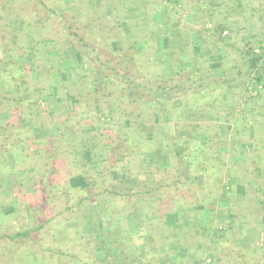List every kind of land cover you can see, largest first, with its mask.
Here are the masks:
<instances>
[{
  "label": "trees",
  "instance_id": "1",
  "mask_svg": "<svg viewBox=\"0 0 264 264\" xmlns=\"http://www.w3.org/2000/svg\"><path fill=\"white\" fill-rule=\"evenodd\" d=\"M22 1L8 0V11L6 7L1 10L2 14L0 15V19L7 15L8 19L16 17L19 24V27L15 29L14 20H8V51L4 48V61L0 59V112L4 108L7 109L8 104L13 105H8V109L5 111L8 112L11 119L5 120L3 123L0 122V175L14 177L13 182L10 183V195L14 197L19 206L17 211L19 213L14 210L16 215L13 220L15 222H0V264H36L35 262L37 264H110L108 258L111 255H105V252L108 251L107 246L113 247L110 249H113L112 253L118 250L121 256H124L122 258L124 262L129 260V256L123 254L126 240H128V236H125L123 232L126 233L127 230L119 227V231L116 233L111 231L110 234L117 235L118 239L113 237L114 239L111 241L102 240L107 245L106 247L101 240L97 241L96 237L92 239L85 237L86 229L87 227L89 229L91 225L90 221L87 222L83 217L85 214L92 213L90 203L82 204L72 216L84 226L82 230L67 229L66 221L71 220L68 217L59 215L57 218L55 216L52 218L53 221L64 226L66 232L72 231L73 237L77 235L75 238L78 239L76 245L80 247V250L77 251L79 253L71 249L72 246L69 245L75 241H72L73 237L68 235L65 237L63 230L56 235L51 234L54 226L49 219H43V216H40L37 223H32L26 214L28 210L36 207L34 205L37 204V201L41 208L45 207L43 210L45 213L49 210L54 212L51 204H64V200L59 198L53 200L55 197L52 196L55 184L60 187L63 183H57V177L55 178V175L52 174L47 175L44 180L42 172L47 173L52 169H56L60 173L63 172L69 163L63 155L69 154L68 151L70 156L86 157L87 155L89 160H93L94 155L90 146L92 143L87 141L83 135L76 133L79 139L84 140V147L76 149L73 151L74 153L69 150L70 144L65 137L76 132L74 124L78 123V119L87 113L106 112L111 115L115 110L117 116L122 117L123 121L119 122L121 125L116 135L108 137V142L115 143L114 146L111 148L109 145L104 149L106 157L112 156V158L109 162L102 164L103 166L96 172L94 171L95 173H91L92 176H87L84 173L82 179L87 186L95 187L97 185L101 188L96 195L100 198L96 203L97 207L99 205L103 207L104 199L113 198L114 201L124 199L125 205L137 211V216L142 210L147 221H151L150 217L154 216L156 222L154 228L162 226V237L156 236V241L159 240L161 248L156 251L152 245L147 246V251L143 254L139 264H178L174 259L175 256L167 260H160V262L155 261L163 248L177 251L176 255L178 256H182L181 253L192 256L184 258L183 263L180 264H199L198 259L204 253L206 254L209 248L222 252L223 259L229 258L231 264H264V233L262 245L255 246L251 251L252 256H257L252 262L246 252L249 246L243 241L245 237H255L258 232L254 228L257 224L255 215L256 217L264 215V144L262 147H256L252 158L238 159L236 150L240 139L237 140L236 131L235 135L233 132L231 133L230 138L226 134L233 130V127H227V133L221 137L217 123L220 112H225L226 118H235V126L244 129L242 134L246 137L247 129L252 130L255 135H261L259 127H256L255 123L260 124L262 117L258 114L257 118L259 119H253L255 117H251V113L242 115L238 106L231 107L227 97L228 92L221 93L219 97L215 90L217 87L223 88L222 86L225 84L223 80L210 82L207 87L210 92L209 90L205 91L204 96L193 95V86L199 79L201 68L206 72L208 69L205 65H201L190 76L182 77L181 74L184 70L178 67L179 64L176 61L173 62L170 59L169 50L175 55H179V51L185 53V50L189 55L192 51V45L187 44L188 38L184 39L180 34L181 31L178 30L179 24L170 22L167 17L161 24L153 25L154 22L160 21L157 18H151L149 7H146L148 2H144V10H142L143 7H140V10L137 6L128 3L125 7L119 6L120 0L117 2L96 0V5H100V8L96 9L89 7L88 2H82L83 5H87L85 7L87 12L80 13L85 20V25H80L75 21L77 15L73 11H67L63 6L65 0L56 4L59 9L46 11V15L44 12L38 13L37 6H35L36 12L33 9V4L28 3L30 8L28 16L26 15L27 18L16 16L18 11H22V8L14 6H18ZM36 1L38 6L45 7L44 0ZM106 3L110 5L111 17L117 22V28L113 26V30L116 28L117 30L114 31L119 32L118 27L121 25L125 27L124 35L122 34V37H116L111 41L112 50H106L98 45L92 35L90 38L85 36V30L91 31L95 23L98 24L99 40H104L105 34L111 32L112 27L108 29L107 19L109 17L101 18L104 17L102 10L105 9ZM20 4L23 5V3ZM191 7L194 6L191 5ZM199 8L206 10L210 19L209 24H212L210 25L217 34L218 40L227 44L230 38H242L243 31L245 35L249 25L254 22L261 28L264 27V2L255 9L251 0H204ZM36 13L45 21L53 17L59 32L66 37L76 38L82 47L89 50L92 60L87 59L71 39L68 40L69 47L66 51L48 46L45 43L48 39L43 38L42 23L35 17ZM221 15L223 18H217ZM207 28L210 27L204 24L196 29L197 42L199 39L201 43L204 41L202 34L203 31L208 30ZM37 29L40 30L39 34H36ZM224 29H228L230 32L227 37H222ZM25 34L28 40L26 45L24 43ZM36 35L42 38L37 40ZM164 36L167 40L169 39L167 47L162 45ZM173 38H176L175 42L182 38L184 45L175 49L172 45ZM257 43L258 47H264V40ZM245 45H249V43L245 42ZM100 47L105 54L101 55ZM28 54L33 57L34 68L30 66L29 58H26ZM243 55L248 57V64L252 69L260 63V57L253 54V49H248L247 53L243 52ZM72 56H77L81 61L86 62L89 68L76 72L78 84L71 81L65 82L73 86L69 94L67 91H61V87L65 83L61 84L60 74H63L64 68L60 64ZM260 66L262 67L256 72L259 82L262 81L261 75L264 73V65ZM56 75L61 87L54 90L57 96L54 98L50 93V88L53 86V79ZM6 77L8 86L14 89V93L7 91V85L4 83ZM215 78L220 79L221 77ZM30 85L33 86L32 90H30ZM159 91L162 92V95H166V92H173V96H157L156 93ZM29 98L35 100L29 101ZM183 98L186 100H182ZM41 99H44L43 105L40 103ZM32 108H35V111ZM55 116L57 120L54 119ZM247 118L254 120L252 125H247L245 122ZM39 119L41 120L40 128L43 131H49L51 126L60 131L58 136L48 143V146L45 142L41 143L44 144L45 149L36 147V150L33 151V147L29 146L36 137L34 138V134L27 131L36 125L39 127L37 121ZM253 122H255L254 125ZM171 126H173L174 132H172ZM153 128L160 133L153 132ZM19 130H26V133L20 134ZM183 130L187 133L183 134ZM202 135L209 136L205 147L193 139V136L201 137ZM226 145L229 146V150L221 151L220 148ZM146 147H155V149L147 150ZM110 150H113L111 156ZM9 157L13 160L11 164L8 163ZM225 157L236 159L229 160L230 162L227 161L218 167L220 163L224 162ZM28 160L36 162L32 163L31 161L30 163ZM208 160L210 169L203 166L204 162ZM125 163L130 172L125 170ZM84 166L79 168H84ZM185 167L195 170L187 175L183 170ZM220 171L221 175L222 173L227 174L237 185H242L244 193L237 192V185L231 184L232 186L224 190L218 197L227 199L232 196L227 200H234V203L240 200L245 203L250 202V206L246 209H240L239 206L238 208L230 207V212L236 214V219L234 218L233 224L227 230L211 227L210 220L201 224L200 216L195 217L203 213L202 210L206 206L213 207L216 204L217 196H213L216 184L212 181L219 178ZM32 173H35V177ZM216 173L217 175H215ZM200 179L204 180L202 185H200ZM4 180L0 179V193H2ZM26 182L32 184L34 192H25L24 184ZM115 186L119 189H114ZM252 186L257 188L252 189ZM92 197L90 196V198ZM68 210L72 212V209ZM30 212L38 214L41 211ZM123 212L127 213L129 209L120 211L121 214ZM246 213L249 214L248 219ZM10 218L11 216H8V219ZM190 221L194 222L193 229L195 231L189 229ZM203 226H206L204 228L207 229L205 234L201 233ZM226 231L233 232L240 240L234 242L235 244L228 242L229 239L223 236V234L226 235ZM215 240L218 243L215 244ZM158 243L157 246H159ZM203 246H206L207 250H203ZM259 250L262 252L260 257L257 253ZM86 251L87 253H84ZM207 256L211 260L214 259L212 251ZM32 260L34 262H31Z\"/></svg>",
  "mask_w": 264,
  "mask_h": 264
},
{
  "label": "rangeland",
  "instance_id": "2",
  "mask_svg": "<svg viewBox=\"0 0 264 264\" xmlns=\"http://www.w3.org/2000/svg\"><path fill=\"white\" fill-rule=\"evenodd\" d=\"M95 1L96 0H65V3H63V6L67 9V11H70V12L73 11V13L77 15V17L75 18L76 24L79 22L80 25H85V20L81 16L82 11H84V13L87 12V9H85L87 5L93 9L100 8V5L98 4L96 5ZM114 1L117 2L119 0H114ZM203 1L204 0H129L126 2V0H120L118 5L119 6L122 5L125 7V5L128 3V4H131L132 6L135 5L138 8L140 7L142 8L144 6L143 5L144 2L145 3L148 2L146 7L147 6L149 7L148 10H150L149 12L150 14H152L151 18L153 19L157 18L158 21H160V22H154L153 25L157 26L161 24L163 20L167 17H169L168 19L170 20V22L179 24L178 30L181 31L180 34L181 36L183 35L182 37L184 39L188 38L187 44L192 45V47L190 46L192 48V51L189 55L186 50H185V53H181V51H179L180 52L179 55H175L174 52L169 50L170 59L173 62L176 61V63L179 64L178 67L184 70L181 74L182 77L190 76L193 73V71L198 69L199 66L201 65H205L206 68L208 69L206 72L205 70L202 71L203 68H201V73H199L200 74L199 79L195 82L193 86V91H192L193 95H195L196 97H200V96L202 97L204 96L203 93L205 91L209 90L210 92V89L207 88L210 82L214 80H223L225 82L224 86H222L223 88L217 87L215 90V92L218 93L217 95L219 97L221 96V93L223 94L224 92H228L227 97L230 100V103H231L230 106L231 107L238 106V108L241 109L242 111L241 112L242 115L246 113H251L252 114L251 117L253 116L255 117L253 119H259L257 118V115L258 114L261 115L262 118L260 120V124H256L255 122H253V125L255 123L256 127H259L258 128L259 134L261 135H258V134L255 135L254 133H252V130L247 129L248 133L246 137L243 136L242 134L244 129L237 128L235 126L234 117L226 118L225 112H220L218 116L217 123L219 125V135L222 137L223 135L227 133V130H226L227 127H233V130H230L229 133H227L226 135H228V137L230 136L231 138V133L233 132L234 134V132L236 131V134L238 135L237 140L240 139V141L238 140L239 143L237 146L238 148L236 150L237 155H238L237 158L241 160L242 159L246 160V158L248 157L252 158L253 154L256 151V147H262V145L264 144V73L261 75V79H262L261 82L257 80V75H256V72H258L260 67H262L260 65H264V54H262L264 47L263 48L258 47V43H257L260 40H264V27L261 28L260 26H258V24L254 22L249 25L248 32H246L245 35L243 31V35L241 36L242 38H238V39L230 38L227 44L223 42L222 40H218V38L216 37L217 34L214 32V29H212V26H211L212 24L211 23H210L211 25L209 24L210 19L208 18L209 16L206 13V10L199 8V5L203 4ZM36 2H37L36 0H23L22 2H20V3H23V5H21L20 3H19L20 5L18 4V6L15 5L14 7L16 8H20V9L22 8V11L21 12L18 11L16 16L20 15V17L27 18L26 15L28 16L29 8H30V4L28 3L33 4V9L36 12L37 10L35 6L39 8L38 13L44 12V14L46 15V11L48 12L55 8L59 9V6H56V4L58 2L62 3V0H44V5H45L44 8H42V6H38ZM82 2L83 3L88 2V4L83 5ZM262 2H264V0H251V4L255 6V9L258 8L259 5L262 4ZM79 3L81 4L79 5ZM191 5H193L194 7H191ZM7 6H8V0H0V15L2 14L1 10L5 9ZM80 6H82V8H80ZM104 7L105 9L102 10V15L104 17H101V18L107 19V17H109L107 19L108 25H109L108 29L112 27V29L110 30L111 32L105 34L106 37L104 40H99L98 37L100 35L97 32L98 24L95 23L93 24V28L91 31L87 29L85 30L86 31L85 36H88V38H90V36L92 35V38L97 41L98 45H100L101 47H104L106 50H110L111 48H113L111 41L116 37H122L124 35L125 27L123 25L118 27V31L121 34L117 31H114V30H117L116 29L117 22H115L110 15V9H109L110 5L106 3ZM6 10L8 11V7ZM31 10H32V7H31ZM142 10H144V7L142 8ZM38 13H36L35 17L41 20L40 21L42 23L41 27H43L41 32L43 33V38L48 39V41L45 42L47 43L48 46H52L51 48L53 49L58 48L63 51H66L67 48L69 47L68 40L71 39V41L75 44V46H77L81 50L83 55L87 57V59L92 60L89 50L85 47H82V45L78 42L76 38L66 37L65 35H62L59 32L58 26L53 17H50V19L48 18V20L45 21V19L43 20V18L39 16ZM219 17L223 18L222 15L217 16V18ZM9 19H8V15L4 17L3 19H0V56H1L0 59H3V61H4V55H3L4 48L6 51H8L7 45H8V35H9V30H8V20ZM10 20H14L15 29L19 27L18 20H16V17H11ZM204 24H206V26L210 28H207L208 30L206 32L203 31L202 35L204 36V41L201 43V40L199 39V41L197 42L198 39H197V35L195 31L196 29L200 28L201 25L203 26ZM32 26H34V23H32ZM113 26H116L114 30H113ZM228 32H229L228 29H224L222 32V37H227L230 34V32L229 33ZM37 33L39 34L40 30L37 29L36 34ZM25 38H26V34L24 36V43L26 45V42L28 40L27 38L26 39ZM41 38L42 37L37 36V40L38 39L40 40ZM174 39L176 38L172 39L173 40L172 45L173 47H175V49H178V47L182 46V44L184 45V43L182 42V38L176 40V42ZM168 40L166 36L162 38L163 47L168 46L169 44ZM5 42L6 44L4 45ZM245 42H248L249 45H245ZM87 44L89 45V42H87ZM110 44H111V47H110ZM248 49H251V50L253 49V54L260 57V63L254 69H252L250 65L248 64V57L243 55V52L247 53ZM255 49H260L259 50L260 53H255L254 52ZM1 51H2V54H1ZM102 53L105 54L101 48V55ZM30 55L31 54H28L26 58H29V60L28 59L27 60L29 61L30 66L34 68L35 67L33 63L34 60H33V57ZM6 58L8 59V57ZM60 65L62 68H64L63 74H60L61 84L65 83L66 81H71V82H75L76 84H78V80L76 79V72H80L82 70L89 68L88 64L84 61H81L77 56L70 57L69 59L63 61ZM215 77H221V78L223 77V79L221 78L216 79ZM58 80L59 79L57 78V75H56L53 79V86L52 88H50V91H51L50 93L53 95L54 98L57 97L56 93H54V90L58 87L60 89L61 87V84H59ZM4 83L7 85L6 87L7 91H9V93H14V89L11 86H8L7 77L5 78ZM61 88H62L61 91H67L70 94L71 90L73 89V86L65 83L62 85ZM32 89H33V86L30 85V90ZM161 93L162 92L159 91L156 93V95L160 97H172L173 96V92H166L165 93L166 95L164 94L162 95ZM29 99H30L29 101L35 100V99L32 100L31 98ZM182 100H186V99L183 98ZM40 101H41L40 102L41 105L45 103L44 99L43 100L41 99ZM192 102L195 103L194 100H192ZM186 104H189V102H186ZM8 105H12V104H8ZM8 105H7V109H8ZM253 108H256V109H253ZM7 109L4 108V110L0 112V122L1 123H3L5 120L11 119L10 115H8V112H5ZM32 109L33 111H35V108H32ZM54 119L57 120V117ZM37 121H38L39 127H37L38 125H36V126H33L29 131H27L28 133L29 132L31 134L33 133L34 138L36 137L34 141L30 143L31 146H29V147H33L32 148L33 151L36 150V147L45 149L46 147L44 148V144H41V143L45 142L46 146H48V143H50L51 140L56 138L60 131L58 128L57 129L52 128L53 126H51L50 130L45 132L40 128L41 120L39 119ZM122 121H123L122 117L117 116L116 110L111 115L107 114L106 112L101 113V114L100 113L99 114L87 113L82 118L80 117L77 121L78 123L74 124L76 125L75 127L76 132H74L75 134L70 133V135L65 137V139L67 138L68 143L70 144L69 150L72 151V153H74L73 151H76V149L79 150L80 148H82V146L84 147V143H83L84 140L78 138V135H83L87 139V141L92 143L90 144V146L93 151L92 153L94 155L93 160L91 159L89 160V157L87 155L86 157H79V156L74 157L73 155L70 156L69 151H68L69 154H64L63 156H65V159L68 160L69 163H67L63 172L60 173L56 169H52L47 173L42 172V176H43L42 178L44 180L46 179L47 175L50 176L52 174V175H55V178L57 177V181H56L57 183H63L62 186L60 187L57 184H55L54 186L55 190L54 192H52V196L53 198L55 197L53 200L57 198L64 200V204H55V205L51 204V207H53L54 212L49 210L45 213L43 211L45 207L41 208L39 206L40 204H38L39 201H37V204L34 205L36 207L28 210L27 211L28 213L26 212V214H27L29 221L32 223L33 222L37 223L39 219L38 217L40 216H43L42 217L43 219L45 218L49 219V221H51L52 225L54 226L51 231V234L56 235L58 232L63 230V232L65 233L64 235L65 237L66 235H68L69 237L72 238L73 237L72 231H67L68 232L67 233L66 230H64V226L59 225L57 221H53L52 218L54 216L57 218L59 217V215L64 216L65 218L68 217L71 220L66 221V224L63 223L65 224V227H67V229H74V230L76 229L77 231H79V229L82 230L84 226L81 225V222L79 220H76V218L74 219L72 216L74 215V211H76L82 204L90 203L92 205V209H91L92 213L85 214V216L83 217L87 220V222L90 221V225H91L89 229L87 227L86 232H85V235H86L85 237L88 239H92L96 237L97 241L99 240L111 241L114 238L118 239L117 235L110 234L111 231H113V233H116L117 231H119L118 228L121 227L122 229L128 231L126 233L125 231L123 232L125 236H128L127 237L128 240H126V247L124 248L125 252L123 254H125L126 256L128 255L129 260H126V262H124L122 259L124 256L123 255L121 256V253L118 250L113 251L112 253L111 251L113 249L112 250L110 249L113 247L107 246L105 242L102 241L105 247L107 246L106 249H108V251L106 250L107 252H105V255L108 254L112 256V258L111 256H109L108 258V260L111 262L110 264H139L140 259L144 256L143 254L146 253L147 251L146 249L147 246L152 245V248H154L156 251H158V249L161 248V243H158L159 240L156 241L157 240L156 236L160 235V237H162V234H163L162 226H160V228H157V227L154 228V225H156L154 216L150 217L151 221H147V218H144L145 215H144V212H142V210L140 212V215L137 216V211L125 205L126 201L124 199L120 201L119 200L114 201L112 200L113 198H110V200L104 199L103 201L104 203L102 202L103 207L100 205L97 207L96 203L98 200H100V198L96 197V195L98 194V191L101 188L97 185H95V187L87 186L83 183V179H82V177H84V173L87 176L89 175L92 176L91 173L92 174L95 173L97 169H100L101 166H103L102 164L107 163L111 160L112 158L111 153L113 152V150L112 151L110 150L111 152H109V154L111 157L108 158V156L106 157L104 149L106 146H109V145H111V148L114 146L115 143L110 144L108 142V137L110 135L112 136L116 135L121 125L119 122H122ZM252 121H254L252 120V118H247L245 120L248 126L252 125ZM188 124L190 125V122H188ZM171 130L172 132H174L173 126H171ZM25 131L19 130V133L20 134L26 133ZM153 132H159V131H156L153 128ZM182 133L186 134L187 132L183 130ZM193 139L199 141L200 145L205 147V142L209 139V136L207 135H202L201 137L193 136ZM244 139L246 140L242 141ZM146 149L147 150L155 149V147H146ZM220 150L221 151L229 150V146L226 145L220 148ZM235 159L236 158H233V157L231 159L230 157L228 158L225 157L224 162L220 163L218 167H221L225 162L229 160L234 161ZM31 161L32 163L36 162L35 160H28V162L30 163ZM208 162L210 161L208 160L204 162L203 166H206L204 168H207V169L209 168ZM8 163L10 164L13 163V160L10 157L8 159ZM82 165H85L84 168H79ZM124 167L127 172H130L128 171V165H126V163L124 164ZM183 170H184V173L188 175V173H191V172L193 173L195 169L191 167H185ZM263 174H264V170H263ZM32 175H34L35 177V173H32ZM215 175H217V173ZM114 177H115V174H114ZM0 179H5L2 185V193H0L1 195L0 196V222H4V221L13 222L15 220L14 216L16 215L14 210H16L17 212L19 209V206L16 200L14 199L12 195H10V189H11L10 183L13 182L14 177L8 176V175L7 176L0 175ZM203 181H204L203 179H200V185L204 183ZM212 182L216 184L214 185V192H213V196H217L216 202H215L216 204L213 205V207L206 206L207 208L205 207L202 210L203 213H201L200 215H196L195 217L200 216L201 224L210 220L209 222L212 225L211 227L213 228L217 227L220 229L225 228L227 230L231 226V224H233L232 221L234 220V218L236 219V214L230 212V207L238 208L239 206L240 209H246V207L250 206V202L245 203L243 200H240L239 202L234 203V200H227V199H231L232 196H229V198L227 199L223 197H220V198L218 197L219 195L220 196L222 195V192L224 190L231 187L232 186L231 184H233V186L236 184L233 180H231L229 175L223 174V173L221 175V171H220L219 178L213 179ZM243 188L244 187L242 185H237V190H238L237 192L241 191L240 193H244ZM256 188L257 187L252 186V189H256ZM24 189H25V192H31V191L34 192L32 188V184L30 182H26L24 184ZM114 189H119V188L115 186ZM2 196H5V197H2ZM90 196H93L94 198L93 197L90 198ZM2 198H5L6 200L3 201ZM68 209H72V212ZM123 209L125 211L129 209V212L127 213L123 212V214H121L120 211H122ZM36 210H39L41 212H39L38 214L34 212H30V211H36ZM144 211L146 212V210ZM245 215L248 219L249 214L246 213ZM8 216L9 217L11 216V218L8 219ZM255 219H257V224L254 228L258 230V232L256 233V236L255 237L254 236L245 237L243 240L249 246V249L246 250V252L249 255L251 262L257 257L254 255L252 256L251 251H253L252 249L255 248V246L258 245L260 247L262 245L263 233H264L263 232L264 231V215L262 216L258 215V217H256L255 215ZM193 224L194 222L190 221L188 225L191 231H195L193 229ZM261 225H262L263 231L261 230ZM204 227L206 226L201 227V233L203 234H205L207 230ZM98 228L99 230H96ZM92 231H96V232H92ZM223 236L225 238H228L229 239L228 242L230 243L238 242L240 240L239 237H237V235H234V233L231 231H226V235L223 234ZM75 237H73V240H72L75 242L69 246H72L71 249L77 252L78 250H80V247L79 245H76L77 243L76 241L78 239H76ZM214 242L215 244L218 243L217 240H215ZM157 243L159 244V246L156 245ZM162 247H165V246H162ZM202 249L207 250L206 246H203ZM211 251L214 253L213 260H211L207 256L208 253H211ZM207 252L206 254L204 253V255H201L200 259H198L199 264H231L229 263L230 262L229 258H226V260L223 259L222 254H221L222 252L220 251L217 252L215 251L214 248L213 249L209 248ZM84 253H87V251ZM257 253L259 255L258 257L262 256L261 250H259ZM176 254H177V251L174 252V251H170V249L163 248V250H161V252L158 255V258L155 261L160 262V260H167V259H170V257L173 258L172 256H175L174 259H176V263L180 264V263H183L184 258L190 257L189 255L187 256L186 253H181L182 256L181 255L178 256ZM31 262H34V261L32 260ZM35 263L37 264V262Z\"/></svg>",
  "mask_w": 264,
  "mask_h": 264
},
{
  "label": "built area",
  "instance_id": "3",
  "mask_svg": "<svg viewBox=\"0 0 264 264\" xmlns=\"http://www.w3.org/2000/svg\"><path fill=\"white\" fill-rule=\"evenodd\" d=\"M259 50H260V49H255L254 52H255V53H260ZM262 54H264V50L262 51Z\"/></svg>",
  "mask_w": 264,
  "mask_h": 264
}]
</instances>
